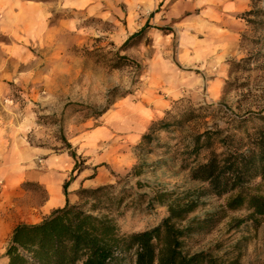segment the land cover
Segmentation results:
<instances>
[{
	"label": "rangeland",
	"instance_id": "374dc122",
	"mask_svg": "<svg viewBox=\"0 0 264 264\" xmlns=\"http://www.w3.org/2000/svg\"><path fill=\"white\" fill-rule=\"evenodd\" d=\"M79 1L0 2V150L14 140L19 154V160L0 163L1 225L15 215L38 220L51 212L41 207L48 190L16 177L20 165L50 176L66 172L63 182L73 168L87 167L94 176L99 166L110 176L102 184L115 183V192L132 186L147 197L162 188L205 187L178 161L127 176L150 123L196 108L197 116L182 129L158 133L160 143L183 150L190 134L218 130L224 136L252 128L256 113H264V0ZM244 117L249 120L242 124ZM93 130L96 142L90 140ZM152 145L148 163L164 150ZM29 146L44 152L30 154ZM208 153L202 150L200 160ZM76 190L71 203L79 202ZM32 203L26 216L18 214ZM223 203L224 197L209 195L190 216ZM224 214L213 228L191 234L188 248L218 255L236 249L240 264H264V221L257 228H230L228 222L245 212ZM165 215V206L148 205L144 197L128 203L116 222L129 233ZM11 230L0 226V264L7 262L3 252Z\"/></svg>",
	"mask_w": 264,
	"mask_h": 264
},
{
	"label": "trees",
	"instance_id": "16d2710c",
	"mask_svg": "<svg viewBox=\"0 0 264 264\" xmlns=\"http://www.w3.org/2000/svg\"><path fill=\"white\" fill-rule=\"evenodd\" d=\"M196 110L189 105L179 115L167 113L152 121L135 146L137 161L127 176L140 175L147 166L156 168L167 165L169 160L178 161L181 170H188L191 180L204 182L205 187L162 188L147 197L132 186H121L115 192V183L80 186L75 193L79 202L66 199L63 206L40 221L13 227L3 252L6 264H240L241 254L236 249L220 255L210 250L191 251L186 240L191 234L213 228L227 211L245 212L228 222L230 228L242 223L257 228L264 221V113H256L252 128L242 126L224 136L218 130L190 134L183 140V150L179 146L171 150L167 142L160 143L158 133L182 129L197 116ZM248 120L244 117L240 122ZM152 141L164 150L160 158L148 163L146 154L155 147ZM204 149L209 153L200 160ZM80 171L73 168L63 182L66 197L69 183ZM136 184L142 186L139 181ZM209 195L224 197L220 209L190 216ZM144 197L148 205L165 206L166 215L152 227L121 232L116 216L128 203L135 204ZM128 198L131 199L126 202Z\"/></svg>",
	"mask_w": 264,
	"mask_h": 264
},
{
	"label": "crops",
	"instance_id": "0c3cea01",
	"mask_svg": "<svg viewBox=\"0 0 264 264\" xmlns=\"http://www.w3.org/2000/svg\"><path fill=\"white\" fill-rule=\"evenodd\" d=\"M8 0H0V2H6ZM12 1V0H10ZM80 4L85 3L84 1L80 0L79 1ZM7 3V2H6ZM36 4H38L37 2H34V5L30 6L32 8H35ZM38 7V6H37ZM94 132H92L90 134V140L91 141H97V132L96 130H93ZM18 143V142H17ZM16 143V144H17ZM14 140H11V143L9 145V147L5 148L6 152H3L2 150H0V163L5 162L7 158H16L19 160V154L17 153V151L15 150V146H14ZM30 147V146H29ZM31 148V152L30 154H35V153H41L44 152V149H42L39 146H33L30 147ZM19 151V150H18ZM60 157L59 159H62L63 161H65V159H69L68 155H64V154H59ZM72 160V159H71ZM74 162V160H73ZM72 164V162H69ZM18 164L20 165L21 163L18 161ZM95 165V164H93ZM20 168H16L17 172H16V177H20V180H28V181H35L37 182L38 185L41 186V188L44 190V192L46 193V189L48 190V197L46 199H44L43 204L41 205V207L43 208L44 211L48 210V212H50V210L52 211L55 208L61 207L65 204L66 199H68V201L71 203V201L74 198H71V193L70 192H74L79 186H83V187H94L97 185H100L102 183H106L110 181V176L108 174H103V172H101V168L99 166H96V173L93 175L89 174L90 169L87 167H84L83 169H81V171L79 173H77L75 175V177L72 179V181L69 183L67 191V197L63 194V187H62V182L66 177V172L63 171H59L56 170L54 176H50L49 174L46 173V170H34L33 168L31 169H27L24 168V166L20 165ZM74 196V193H73ZM72 199V200H71ZM34 205L33 203L27 207L24 208L23 211L19 212L18 214H23L24 216H26L28 209L33 208ZM25 217H19L18 215H15L14 218L8 220V221H4L2 222V225L0 224V226L2 227H10L13 229V227L15 225H17L18 223H35L40 221L42 218L38 219V220H28V219H24Z\"/></svg>",
	"mask_w": 264,
	"mask_h": 264
}]
</instances>
